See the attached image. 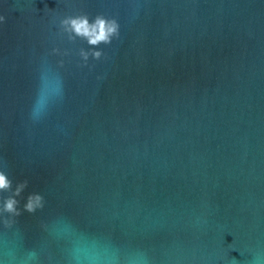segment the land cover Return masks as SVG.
Here are the masks:
<instances>
[{"label":"water","instance_id":"obj_1","mask_svg":"<svg viewBox=\"0 0 264 264\" xmlns=\"http://www.w3.org/2000/svg\"><path fill=\"white\" fill-rule=\"evenodd\" d=\"M84 13L120 24L87 63L59 28ZM0 170L45 200L0 220V252L264 258V0H0Z\"/></svg>","mask_w":264,"mask_h":264},{"label":"clouds","instance_id":"obj_2","mask_svg":"<svg viewBox=\"0 0 264 264\" xmlns=\"http://www.w3.org/2000/svg\"><path fill=\"white\" fill-rule=\"evenodd\" d=\"M59 28L62 32L68 34L70 40L81 38L89 46L87 50L81 49L79 52L85 63L90 57L99 60L103 55V51L99 46L111 44L113 39L117 38L120 33L118 20L101 13L94 16H89L87 13L65 16L59 20ZM56 51L58 49L54 48L53 52ZM46 72L47 70H41V81L47 78ZM45 111L40 107H34L30 110V118L38 120L45 114ZM27 187V179L18 181L13 187L12 180L8 178L3 170H0V220L14 221L16 217L21 215L22 209L28 212H35L38 208L44 207V196L40 192L35 191L29 192L21 204V200L18 197L21 196V193ZM9 190H11L10 195H3ZM59 223L63 235L69 238L75 235L73 225L67 221H60ZM80 253L81 249L79 247H74L71 250L72 264H80ZM135 255L139 257V260L134 259L131 254L123 253L119 248L94 243L89 260L91 264H151L145 251H138ZM232 260L233 264H240L235 258H232ZM0 264H39V260L35 252H21L15 245H9L0 252ZM246 264H264V258L259 253H256L252 255Z\"/></svg>","mask_w":264,"mask_h":264}]
</instances>
